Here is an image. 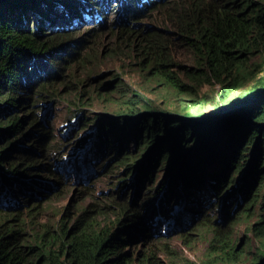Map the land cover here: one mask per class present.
Here are the masks:
<instances>
[{"label":"trees","instance_id":"obj_1","mask_svg":"<svg viewBox=\"0 0 264 264\" xmlns=\"http://www.w3.org/2000/svg\"><path fill=\"white\" fill-rule=\"evenodd\" d=\"M88 3L93 5L89 0H0V140L8 136L23 140L32 135L35 144L44 148L50 130L44 121L36 117L33 110L35 100H44L41 105L45 111L46 104L49 107L53 104L58 93L50 90L51 86L57 80L63 81L62 71L79 61L80 57L76 54L80 50L75 51L74 48L84 47L90 42L85 35L73 37L75 31L71 22L72 19L77 23L94 22L90 15L91 20L85 19L88 13L83 11ZM120 3L124 4L123 17L110 25L113 35L122 39L132 35L135 46L143 55L142 62L147 60L154 75L173 88L186 86L175 74V69L181 66L172 53V49L184 47L194 56L196 67H184L183 74L202 84L217 85L216 98L209 115L200 110L185 112L184 115L140 110L130 100L113 117L96 115L92 119L94 136L82 147V157L86 156L84 163L89 165L90 160L96 159L97 153L116 144L114 155L124 152L111 167L123 165L129 168L136 164L132 167V178L133 184L139 187L151 178L158 162L163 160L166 173L160 182L163 186L161 198L165 194L175 197L178 192H194L195 188L217 190L225 183L228 184L222 192H227L233 182L228 172L235 165L236 174L243 172V178L237 185L239 190L246 189L248 201L245 210L251 213L250 206L257 196L254 187L261 185L259 179L264 174V75L255 77L236 96L232 97V94L253 79V75L244 68L243 61L257 51L264 53V1H163L159 5L167 6V17L163 19L165 26L129 23L132 18L146 17L144 9L156 4L154 0H121ZM105 16L102 15L101 21L94 22L96 28L94 25L86 26L84 32L91 35L97 28L101 30L105 25ZM76 32L79 31L76 29ZM107 82L113 81L110 79ZM239 103L243 105L238 112L230 114ZM220 105L227 109L226 112L220 109ZM26 107L29 109L17 114V110ZM190 113L197 114L196 118ZM78 114L79 111L73 116ZM73 129L68 130L69 135ZM15 144L12 140L0 144V184L3 187L0 204L17 197L21 204L28 205L35 197L30 196L32 190L34 194H39L42 188L50 185L41 184L36 176L28 177L26 171L31 166H23L22 160L26 155L12 154ZM86 146L89 148L85 149ZM131 149L140 152L136 158L130 159ZM10 155L11 158H8ZM139 158L142 159L139 161ZM238 159L247 162L240 165ZM108 160L109 157L104 162ZM40 167L47 168L42 164L36 168ZM122 184L128 183L124 181ZM179 184L184 187H177ZM159 191L145 195L142 202L155 197ZM190 197V200L194 199V195ZM210 200V196L205 200L199 196L196 201L200 202L188 207V213L196 211L201 217L206 202ZM146 206L143 204L142 209ZM152 206L155 207V203ZM33 208L35 205L28 211ZM219 209L227 211L229 218L233 216V209L224 205ZM147 213L148 210L144 215L140 211L129 213L128 207L123 206L113 225L106 229L103 228L105 224L100 226L96 222L98 213L90 215L89 210L81 208L71 218L69 207H66L63 215L65 219H70L65 222L61 218L57 228H51L45 222L37 227L25 228V217H20L13 208L0 205V264H134L135 260L136 264L229 262L218 256L227 246V235L220 227L214 228L208 254L200 262H163L157 258L155 245H146L143 253L125 250L140 234L144 239L152 237L150 225L166 221V212L155 217L154 222V213L145 216ZM256 215L258 221L250 224L249 228L252 232L259 230L262 236L264 198ZM187 236L186 232H181L185 243ZM162 249L168 252L166 248ZM232 249H235L234 245ZM214 255L218 258L213 259ZM239 259L240 256L230 259V262L236 264ZM248 264H264V244Z\"/></svg>","mask_w":264,"mask_h":264},{"label":"rangeland","instance_id":"obj_2","mask_svg":"<svg viewBox=\"0 0 264 264\" xmlns=\"http://www.w3.org/2000/svg\"><path fill=\"white\" fill-rule=\"evenodd\" d=\"M89 1H92L93 5L101 6L100 0ZM159 4L156 3L144 9L146 17L132 18L129 23L131 25L132 22H135L146 26L148 24L165 26L163 19L167 17V6ZM104 5L106 6V9L103 10L106 11L105 25L101 27V30L97 28L95 32H91V35L84 32L86 26L94 25L96 28L94 22H82L73 27V31H75L73 37L85 35L90 38V42L84 47L74 48L75 51L80 50V53L76 54L77 57H80L79 61L73 63L70 69L62 71L65 77H63V81L57 80L51 86L50 90H55L58 93L53 104L45 111L44 106L41 105L44 100L40 98L35 100L36 105L33 110L37 114L36 117L44 121L50 130L44 148L35 144L32 135L23 140H18L19 138H13V136L3 137L0 140V144L8 140L16 143L11 150L12 154L26 155L22 163L23 166L26 164L31 166V169L29 167L26 171L28 177L36 176L41 179V184L50 185L44 187L45 190L42 188L43 191L40 192L42 199L32 198L28 205L13 200V203L9 202V207L16 210L20 217L26 218L25 228L26 226L37 227L39 223L43 224L44 222L50 224L51 228H57L59 220L65 217L63 213L66 207H69L71 218L77 215L81 208L89 210L90 215L98 213L96 222L100 223V226L105 224L103 228L106 229L113 225L115 216L119 214L123 206L128 207L129 213L140 211L144 215L148 210L145 216H148L153 210L151 213H154L152 215L153 222L155 217L162 216L165 212L166 216L168 212L176 213L184 224L189 225L183 231L188 235L186 243L182 241L181 232H177L168 236H152L149 239L136 238L125 250L135 254L143 253L146 251V245H155L157 258L163 262L165 260L167 262H178L179 260L181 262L192 260L200 262L208 254L207 249L215 232L214 228L220 227L222 233L227 235V246L218 256L229 261L226 264H232L230 259H238L239 256L240 259L236 264H248L264 244V235L261 236L259 230L252 232L249 228L250 224L258 221L256 214L264 198V180L256 188L257 196L250 206L251 213H247L245 210L248 201L247 191L246 189L239 190L237 185L243 178V172L236 174L235 165L228 172V176L233 178V182L227 192H222L228 184L225 183L217 190L212 191L195 188L196 191H190V193L178 192L175 197L165 194L166 196L164 195L162 200L160 193L162 183L160 182L166 173L163 160L158 162L151 178L139 187L135 185V188L124 185L122 182L131 183L129 177L134 173L132 167H135L136 164L129 168L123 165L111 167L117 163L124 152L115 156L114 147L116 144L109 146L102 153H97L96 159L90 160L89 165L84 163L86 156L82 157V151H84L82 147L94 136L92 119L96 115L113 117L125 107L127 100L134 102L140 110L152 109L176 115L200 110L201 113L208 114L207 112L213 110L212 103L216 98L218 87L193 81L183 74L184 67H196L194 56L184 47L172 49V53L175 61L181 66L175 69V74L186 86L173 88L167 85L154 75L153 70L151 71L147 65V60L142 62L143 55L135 46L132 35L126 39L117 38L109 28L113 22L120 21L123 17L122 6L124 4H121L119 0H112ZM76 29L79 32H76ZM243 65L253 75V79L234 91L232 97L236 96L240 90L247 88L255 77L264 75V53L260 51L252 53L243 61ZM110 79L113 82L108 83L107 81ZM28 109L27 107L19 109L17 114L24 113ZM78 111L79 114L73 116ZM190 115L196 118L197 114L190 113ZM73 127V132L69 135L68 130ZM65 134H67L66 137ZM129 145L133 144L129 143ZM137 150L131 149L132 157L130 159L138 156L140 152ZM241 152L242 150L239 151V154ZM247 153L248 150L245 154ZM108 157L109 160L104 162ZM141 159L139 158V161ZM246 162L243 159L237 161L240 165L246 164ZM40 164L46 165L47 168H36ZM4 167L7 166L4 164ZM210 168H212V164ZM68 169L71 170L67 171ZM51 182L54 184H49ZM4 186L7 185L4 184ZM179 186L184 187L182 184L177 187ZM50 188H54V190L48 193L46 190ZM158 189L160 191L155 197L151 196L144 201L145 203L142 202V199H145L152 191L155 193ZM188 194L195 195L194 199L190 200V196L186 197ZM206 194L211 196L212 200L206 206L205 214L202 213V216L194 223L190 222L194 214L190 215L187 208L199 202L196 201L199 196L206 198ZM158 195L160 196L158 197ZM30 196L38 197L40 195L34 194L32 190ZM213 196L216 198L214 199ZM158 199L162 200L159 205ZM186 202L187 205H185ZM153 203L156 207L152 206ZM143 204H147L144 210L142 209ZM32 205H35V209L28 211ZM223 205L234 210L233 216L225 225H214L213 222L216 218L227 214V211L218 209ZM173 207L175 210H172ZM28 214H33V216H28ZM69 219L70 217L64 218V221L68 222ZM157 222H159L158 219ZM177 223H181V221ZM158 225L161 223L152 224L150 227L155 229L158 228ZM165 226L161 225L160 229L163 230ZM233 245L235 246L234 250L232 249ZM162 248H166L168 252H163ZM212 258L218 257L214 255ZM136 262L135 260L134 264Z\"/></svg>","mask_w":264,"mask_h":264},{"label":"clouds","instance_id":"obj_3","mask_svg":"<svg viewBox=\"0 0 264 264\" xmlns=\"http://www.w3.org/2000/svg\"><path fill=\"white\" fill-rule=\"evenodd\" d=\"M109 1H112V0H100V2H101V6L99 5V6H96V5H91V4H89L88 3V5H87V8L86 9H84V11L83 12H87L88 13V16H86L85 17V19L86 20H91V17L90 16H92V20L95 22V23H97V22H99V21H101L102 19H103V17H102V15L104 16V14L106 13V11H103V10H105L106 9V6L104 5L106 2H109ZM121 1V0H120ZM119 1V2H120ZM156 3H160V2H163L164 0H154ZM99 8V9H98ZM89 11L91 12V13H89ZM90 15V16H89ZM106 15V14H105ZM75 18V17H74ZM88 18V19H87ZM72 25L73 26H75L76 24H79V23H77V22H74V20L72 19ZM149 25V24H148ZM46 109H48V108H46ZM86 149L87 148H89L88 146H86L85 147ZM84 166V165H83ZM68 168V167H67ZM71 169H68L67 171H70ZM134 175V173L133 174H131L130 175V181H131V183H129V184H127V185H130V186H132L133 188H135V184H133V179L134 178H131V176H133ZM36 179L37 180H39V182H41V179H39V178H37L36 177ZM46 181H50V180H46ZM240 182V181H239ZM257 183H258V181H257ZM262 183V182H261ZM49 184H54V182H51V183H49ZM42 186V185H41ZM256 186L257 185H255V189H256ZM177 188V187H176ZM3 189V187H2V185L0 184V190H2ZM43 190H45V189H43ZM54 190V188H50V189H47L46 191L48 192V191H53ZM203 190H205L206 191V189H203ZM0 193H1V191H0ZM48 193H50V192H48ZM38 195H40V196H38V197H34V198H38V199H42V194H38ZM160 195H158V197H159ZM194 197H195V195H194ZM207 197H209V196H207ZM214 197V199L216 198V196H213ZM210 198H211V200H212V197L210 196ZM5 199V198H4ZM206 198H203V200H205ZM13 200H18V198L17 197H15L14 199H8L5 203H3V204H0L2 207H9V202H13ZM210 200V201H211ZM158 201H159V199H158ZM210 201H207L208 203H210ZM200 202V201H199ZM206 202V204L208 205V203ZM17 203H20V201L18 200V202ZM198 203V202H197ZM196 203V204H197ZM215 206V205H214ZM156 207V206H155ZM11 208V207H10ZM206 208V207H205ZM204 208V209H205ZM173 209L175 210V208L173 207ZM218 209H219V207H218ZM196 211H192L191 213H190V215H192V214H194L193 216V218L191 219V221L190 222H195V221H197L198 220V218L200 217L199 215H198V213H195ZM173 214H176V213H167V216H166V221L164 222V223H166V224H164V223H161V225H168L169 223H172V222H169L170 220H171V216L173 215ZM187 214V213H186ZM176 216H177V214H176ZM187 216H189V215H187ZM223 215H220V217H222ZM224 216H227V218H228V220H229V215L228 214H226V215H224ZM220 217H218V218H220ZM177 218H178V216H177ZM194 218H196L194 221H193V219ZM218 218H216V219H218ZM179 219V218H178ZM215 219V220H216ZM181 220V219H180ZM215 220H214V222H213V224L214 225H225L226 223H224V224H221V223H218V224H216L215 223ZM227 220V221H228ZM181 223L183 224V225H185V226H189V225H187V224H184V222L181 220ZM181 223H172V227H174L175 225H177V224H181ZM192 223V224H193ZM161 225H158L157 227L158 228H155V229H153L152 228V234L154 233V232H156V231H154V230H159L160 231V234H158V235H165L164 234V232H165V228H166V226L164 227V229L163 230H161L160 229V226ZM184 230H182V231H179V232H183ZM153 236H157V235H154L153 234ZM165 236H168V235H165ZM143 238V237H142Z\"/></svg>","mask_w":264,"mask_h":264},{"label":"water","instance_id":"obj_4","mask_svg":"<svg viewBox=\"0 0 264 264\" xmlns=\"http://www.w3.org/2000/svg\"><path fill=\"white\" fill-rule=\"evenodd\" d=\"M249 100H250V101H253L252 99H249ZM242 105H243L242 103L237 104V105L235 106L234 110H233V111H230V114H231V113H236V112H238V110L241 108ZM50 106H51V104H50ZM46 107L48 108V107H49V104H46ZM220 109H221L222 111H224V112H226V110H227V109H225V107H224L223 105H220ZM211 112H212V111H211ZM211 112H210V111L207 112L208 115H209ZM131 178H132V176H131ZM48 192H51V191H48ZM195 219H196V218H194L193 221H194ZM227 220H228L227 216H222V217L216 219V220H215V223H216V224H218V223L224 224V223L227 222ZM179 221H181V220L177 218L176 214H173V215L171 216V220H170V222H172V223H177V222H179ZM172 223H169V224L166 226V228H165V232H164L165 235L175 234V233H177V232H179V231H182V230H185V229L187 228V226L183 225L182 223H181V224H177V225H175L174 227H172ZM154 231H156V232L153 233L154 235H158V234H160V231H159V230H154Z\"/></svg>","mask_w":264,"mask_h":264},{"label":"flooded vegetation","instance_id":"obj_5","mask_svg":"<svg viewBox=\"0 0 264 264\" xmlns=\"http://www.w3.org/2000/svg\"><path fill=\"white\" fill-rule=\"evenodd\" d=\"M263 179H264V174H263V178H260L259 179V184L263 181ZM255 192V191H254ZM256 193V192H255Z\"/></svg>","mask_w":264,"mask_h":264},{"label":"bare ground","instance_id":"obj_6","mask_svg":"<svg viewBox=\"0 0 264 264\" xmlns=\"http://www.w3.org/2000/svg\"><path fill=\"white\" fill-rule=\"evenodd\" d=\"M137 238H141V234L139 236H137Z\"/></svg>","mask_w":264,"mask_h":264}]
</instances>
